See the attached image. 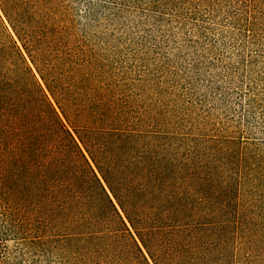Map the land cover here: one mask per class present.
I'll return each instance as SVG.
<instances>
[{
    "label": "trees",
    "instance_id": "1",
    "mask_svg": "<svg viewBox=\"0 0 264 264\" xmlns=\"http://www.w3.org/2000/svg\"><path fill=\"white\" fill-rule=\"evenodd\" d=\"M62 7L0 0L24 49L0 17V242L34 264H263L264 163L129 113Z\"/></svg>",
    "mask_w": 264,
    "mask_h": 264
},
{
    "label": "rangeland",
    "instance_id": "2",
    "mask_svg": "<svg viewBox=\"0 0 264 264\" xmlns=\"http://www.w3.org/2000/svg\"><path fill=\"white\" fill-rule=\"evenodd\" d=\"M58 1L95 81L129 113L156 129L233 137L264 163V0ZM18 246L8 238L0 253L34 264ZM38 261L57 264L53 253Z\"/></svg>",
    "mask_w": 264,
    "mask_h": 264
}]
</instances>
